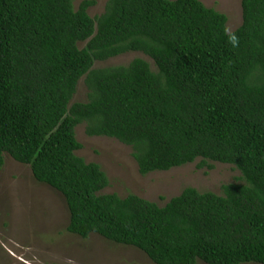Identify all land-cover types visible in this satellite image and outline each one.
<instances>
[{"label":"trees","instance_id":"trees-1","mask_svg":"<svg viewBox=\"0 0 264 264\" xmlns=\"http://www.w3.org/2000/svg\"><path fill=\"white\" fill-rule=\"evenodd\" d=\"M77 1L0 0V169L29 166L83 239L153 264H264V0H241L235 48L227 16L200 0H107L94 17L96 0ZM128 53L143 58L98 66ZM81 125L130 147L143 176L198 162L239 177L163 206L106 194L107 174L77 155Z\"/></svg>","mask_w":264,"mask_h":264},{"label":"rangeland","instance_id":"rangeland-1","mask_svg":"<svg viewBox=\"0 0 264 264\" xmlns=\"http://www.w3.org/2000/svg\"><path fill=\"white\" fill-rule=\"evenodd\" d=\"M200 1L227 16L229 32L241 25V0ZM96 2L89 10L92 17L103 13L107 0ZM137 57L143 58L141 54L128 53L98 66L126 65ZM86 93L82 79L74 100L84 101ZM76 136L83 145L77 155L87 163L99 164L107 174L110 185L103 190L106 194H135L163 206L186 187L220 194L222 185L239 177L228 165L215 164L207 170L198 169V162L143 176L130 147L115 139L89 137L84 125L77 127ZM68 219L62 196L38 183L29 166L6 156L0 169V264H153L137 249L113 244L98 235L83 239L66 232Z\"/></svg>","mask_w":264,"mask_h":264},{"label":"clouds","instance_id":"clouds-1","mask_svg":"<svg viewBox=\"0 0 264 264\" xmlns=\"http://www.w3.org/2000/svg\"><path fill=\"white\" fill-rule=\"evenodd\" d=\"M225 34L227 35V42L233 47L238 46V38L234 33H230L228 29H225Z\"/></svg>","mask_w":264,"mask_h":264}]
</instances>
